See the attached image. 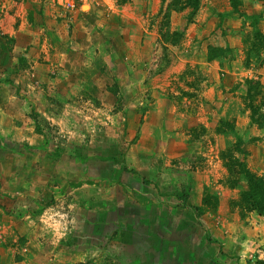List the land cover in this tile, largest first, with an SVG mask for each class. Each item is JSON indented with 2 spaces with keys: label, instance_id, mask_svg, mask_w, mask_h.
<instances>
[{
  "label": "rangeland",
  "instance_id": "obj_1",
  "mask_svg": "<svg viewBox=\"0 0 264 264\" xmlns=\"http://www.w3.org/2000/svg\"><path fill=\"white\" fill-rule=\"evenodd\" d=\"M19 114L0 264H264V0H0Z\"/></svg>",
  "mask_w": 264,
  "mask_h": 264
},
{
  "label": "trees",
  "instance_id": "obj_2",
  "mask_svg": "<svg viewBox=\"0 0 264 264\" xmlns=\"http://www.w3.org/2000/svg\"><path fill=\"white\" fill-rule=\"evenodd\" d=\"M199 4H200V0H193V5H194V11L197 10L199 8ZM247 82L249 84H251V86H248L249 89L247 91L248 97L250 98L252 96V83H254L255 81H253V79H248ZM250 109L252 110V115L251 118L254 121V114L256 109H254L252 107V105L249 106ZM242 170L243 173L245 174V176L247 177L248 181H249V191L247 193V200L249 203H251V206L253 209L257 210L259 213L263 214L264 213V192H263V198L262 200L258 201L256 199V191L258 189L263 188L264 186V177H259L254 175L246 166L244 163H242ZM258 194V193H257Z\"/></svg>",
  "mask_w": 264,
  "mask_h": 264
},
{
  "label": "crops",
  "instance_id": "obj_3",
  "mask_svg": "<svg viewBox=\"0 0 264 264\" xmlns=\"http://www.w3.org/2000/svg\"><path fill=\"white\" fill-rule=\"evenodd\" d=\"M17 82H18V80H17ZM225 103H226V101H224L223 99L218 101V104H220V106H219L220 108H224L225 107L224 109H227L226 107L228 105H226ZM223 113L225 114V118H227L228 116L229 117L231 116V113L229 114V112H228V114H227L226 113V110ZM24 116L25 115L19 114V115H17V119L16 120H14V119L11 118L13 120L11 122L9 120H6V122H0V125H1V128H0L1 132L0 133L2 134L1 135V138L3 139V137H6V138L8 137V138L11 139V138H14L15 136L16 137L18 136V138H19L18 140L20 141L21 138H22V135H13L11 133V130L12 129L17 130V131L18 130H21L22 125H21V122L20 121H22L24 119ZM3 126H7L8 128L7 129L6 128H3ZM10 126H11V128H10ZM147 136L152 137V135H140V138H139V140L137 142L138 143V145H137V148L138 149L137 150H139V153H140V150H142V148H143L142 145H140V144L147 138ZM155 136H158V135H155ZM153 138H154V135H153ZM154 142L156 143V142H159V141L157 139H154ZM132 150L130 152H131V155L133 156ZM144 152H146V151H144Z\"/></svg>",
  "mask_w": 264,
  "mask_h": 264
}]
</instances>
